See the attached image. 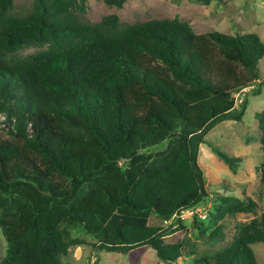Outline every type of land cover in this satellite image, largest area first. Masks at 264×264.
<instances>
[{
  "label": "trees",
  "instance_id": "trees-1",
  "mask_svg": "<svg viewBox=\"0 0 264 264\" xmlns=\"http://www.w3.org/2000/svg\"><path fill=\"white\" fill-rule=\"evenodd\" d=\"M12 8L0 0V264H61L70 245L83 243L70 236L75 226L93 248L149 245L173 262L182 242L164 239L172 223L148 216H176L201 200L198 144L219 120L240 119L246 100L235 106L234 93L257 80L264 43L253 31L194 32L177 16L123 22L110 12L88 22L84 0ZM30 45L44 46L18 53ZM254 117L264 183V110ZM211 147L237 169L239 155ZM214 201L216 218L257 208L250 197L216 193ZM175 226L183 227L178 217ZM220 227L210 236L221 237ZM255 241L264 243V211L219 251L194 257L189 249L188 262L255 264Z\"/></svg>",
  "mask_w": 264,
  "mask_h": 264
},
{
  "label": "rangeland",
  "instance_id": "rangeland-1",
  "mask_svg": "<svg viewBox=\"0 0 264 264\" xmlns=\"http://www.w3.org/2000/svg\"><path fill=\"white\" fill-rule=\"evenodd\" d=\"M32 0H13V11L26 9ZM85 8L81 17L94 22L110 12L117 14L123 22L143 21L149 18L173 17L185 20L194 32L218 30L233 34L253 31L264 43V0H223L207 4L193 0H125L120 7L108 5L103 0H84ZM42 46L30 45L18 50L20 54L30 53ZM257 80L249 87L235 92L238 98H245V108L240 119H221L203 135L198 144L197 162L202 170L204 195L201 200L173 216L167 223L153 214L148 216L149 224H171L165 240H181V254L173 262L157 258L149 245H139L126 253L110 252L93 248L94 239L82 228H69L70 236L79 238L83 243L72 244L65 255H60L61 264H190L188 250L195 251L194 257L211 255L227 245L236 234L238 226L252 216L264 211V183L259 179L257 165L261 161L258 141L259 130L254 112L264 110V53L257 62ZM257 88V91L255 90ZM235 100V106H237ZM3 116L0 115V137L6 136ZM159 142L158 145H160ZM214 146L225 153L241 157L233 172L217 156ZM216 193L229 194L237 199L250 197L257 202L255 214L237 212L216 218ZM200 209L203 217L197 214ZM183 224L176 227V218ZM220 223L221 237H211L210 231ZM7 242L0 232V260L5 255ZM255 264H264V243L255 241L250 244Z\"/></svg>",
  "mask_w": 264,
  "mask_h": 264
},
{
  "label": "built area",
  "instance_id": "built-area-1",
  "mask_svg": "<svg viewBox=\"0 0 264 264\" xmlns=\"http://www.w3.org/2000/svg\"><path fill=\"white\" fill-rule=\"evenodd\" d=\"M243 89H244V88H242V90H243ZM239 91H240V90H239ZM239 91H238V92H239ZM234 98H235V100L237 101L236 93H234ZM240 100H241V97L238 98L237 103H238ZM196 211H197V214H198L199 216H201V217L204 216V214H201L200 209H197ZM173 216H175V215L173 214L171 217H169V218H164V219H162L161 221H162L163 223H167V222L170 220V218H172Z\"/></svg>",
  "mask_w": 264,
  "mask_h": 264
}]
</instances>
